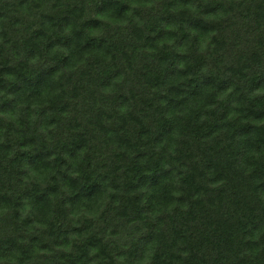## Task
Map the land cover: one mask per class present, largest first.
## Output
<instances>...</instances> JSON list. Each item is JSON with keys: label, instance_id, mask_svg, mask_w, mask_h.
<instances>
[{"label": "trees", "instance_id": "trees-1", "mask_svg": "<svg viewBox=\"0 0 264 264\" xmlns=\"http://www.w3.org/2000/svg\"><path fill=\"white\" fill-rule=\"evenodd\" d=\"M0 264H264V0H0Z\"/></svg>", "mask_w": 264, "mask_h": 264}]
</instances>
